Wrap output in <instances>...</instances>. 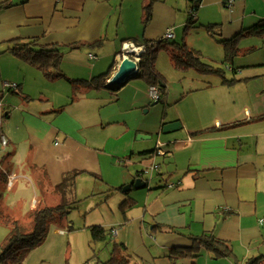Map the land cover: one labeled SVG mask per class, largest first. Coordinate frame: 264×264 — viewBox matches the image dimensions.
Instances as JSON below:
<instances>
[{"label":"crops","instance_id":"1","mask_svg":"<svg viewBox=\"0 0 264 264\" xmlns=\"http://www.w3.org/2000/svg\"><path fill=\"white\" fill-rule=\"evenodd\" d=\"M149 2L0 0V133L6 141L0 215L29 232L35 208L62 200L69 213L104 208L101 225L90 226L105 230L96 242L112 239L101 264L115 247L127 264H264V34L239 39L231 58L221 43L264 20V0H233L231 6L200 0L196 8L191 0H154L145 22ZM207 26H215L217 35ZM167 30L174 34L168 42L185 43L220 74L179 71L169 58V69L186 75L171 72L179 81L172 89L171 78L155 65L165 84L161 109L147 104L140 70L115 87L70 82L109 69L111 78L124 43L151 44ZM33 39L39 46L60 45L65 78L48 80L9 50L11 41ZM153 170L159 171L154 183ZM63 179L64 197L56 189ZM136 179L146 185L134 189ZM8 233L0 219V248ZM202 235L226 243L231 256L205 249L171 255L189 250L190 238ZM46 238L21 264H60L41 255ZM89 251L97 258L94 246Z\"/></svg>","mask_w":264,"mask_h":264},{"label":"trees","instance_id":"2","mask_svg":"<svg viewBox=\"0 0 264 264\" xmlns=\"http://www.w3.org/2000/svg\"><path fill=\"white\" fill-rule=\"evenodd\" d=\"M154 0H150L145 10V22L151 17V3ZM193 7L196 8L200 0H191ZM193 22H189L184 32L187 33L192 28ZM215 26H207L205 30L211 36L217 35L214 31ZM264 34V20L258 22L254 27L249 30H244L238 36L234 37L229 41H221L225 48V57H232L236 53V46L239 39L250 37V36H261ZM38 40H14L10 43L12 46L9 50L22 62L36 68L42 75L48 80H54L58 78H65L64 75L59 71L61 64V52L59 51L60 45L53 44L50 46H39ZM152 47L146 48L145 52L140 56L139 62V78L143 80L148 87H156L159 91V98L156 103L161 102L165 96V84L164 79L155 68L156 54L160 49L165 50L170 58L172 66L179 71H186L193 69L202 74H220L217 69L212 68L204 64L198 52L187 47L185 43H176L168 41L151 42ZM69 48H76L78 44L67 45ZM104 73L100 76L94 77L89 81L77 80L70 81L73 85H80L83 87H103L107 80L110 78V72ZM122 85V84H120ZM118 85V86H120ZM17 89V88H16ZM154 153V151H153ZM66 182L63 179L61 186L56 189L60 191L64 197L66 194ZM57 190V191H58ZM58 191V192H59ZM71 207L66 204L65 201H61L59 204L49 207L35 208L30 214L31 219V230L25 232L21 227L18 226L17 221L7 215H0V219L9 226V233L5 239V242L0 248V264H21L26 253L33 248L39 246L45 240L49 225L52 222L65 218ZM71 229V228H70ZM90 232L92 234L93 241L104 239L105 230L100 227H91ZM192 242L189 250H178L175 249L171 253L172 256L178 257L179 255H185L187 251H198L199 249H205L212 251L216 256L229 257L232 252L229 246L216 239L212 235H202L199 237L190 238ZM103 264H127V260L120 254L119 250L115 247L111 258ZM245 264H250L249 262Z\"/></svg>","mask_w":264,"mask_h":264},{"label":"rangeland","instance_id":"3","mask_svg":"<svg viewBox=\"0 0 264 264\" xmlns=\"http://www.w3.org/2000/svg\"><path fill=\"white\" fill-rule=\"evenodd\" d=\"M156 56H157V59H155V65H157V67L161 69V71L166 73L169 79L171 78L169 82L172 85V89H175V88L177 89L179 87V81L177 79L178 78L180 79L182 78V76H186V75H182V73L177 72L176 70L171 71L172 69L171 70L169 69V66H170L169 65L170 64L169 55L165 50L160 49L157 52ZM171 72H175L174 74H178L176 76H179V77L174 79L171 75ZM189 73H193V71L191 70L189 71ZM132 81H133L132 79L131 81L128 80L129 84H132ZM54 94H55V91L51 90L52 96L50 97H53ZM154 102L156 101L151 100L150 97L148 96L147 104L153 105ZM184 102L185 103L187 102L186 104H188L190 102V99H186ZM163 106L164 105L160 104L159 102V103H155L153 105V108L157 107L161 109ZM175 107L177 109L180 108L179 105H176ZM137 110L143 118L147 117L148 114L145 113L147 109L141 110V108H138ZM149 115H151V113ZM0 136L5 139V136H2L1 133H0ZM3 150H4V147H1L0 151L3 152ZM2 152L0 154H2ZM2 155H0V160L2 158ZM159 163H160V160L158 159L156 161V164L158 165ZM160 166L161 167L159 170L163 171L162 173H164L165 164L163 163V161L161 162ZM158 172L157 171L155 172L154 170L151 172V174L149 175L150 182L153 180L152 183H154V180H156L157 178ZM82 194L83 193H81L80 195ZM27 204L28 203H26V206L24 207L25 210L23 212V215L29 211L28 209L29 205ZM103 216H104V208H100L98 213L97 212L92 213V211L85 210L84 208L80 210H72L66 216L65 219H62L60 221V225H57L55 223H52L50 225L48 235L46 238V243L43 247H40L41 249H39V250H42L43 252L41 255L47 257L48 259H51L52 262H58L60 264H101L102 261H105L109 256L110 246H112V239L110 236H108V242L106 245H104L102 242H96V241L92 242L91 241L92 234L90 232V226L101 225L99 223L100 221H102L101 219ZM58 227L65 229L66 233L59 235V236L54 235L53 230ZM70 227H72L73 230L72 231L70 230L68 232V229ZM115 229L120 230L122 228L116 226ZM93 246L96 249V251H99L97 252V258H91V253L89 251V248L92 249ZM37 247L33 248L32 250L36 249ZM32 250H30L29 252H31ZM29 252H27L26 254H28Z\"/></svg>","mask_w":264,"mask_h":264},{"label":"built area","instance_id":"4","mask_svg":"<svg viewBox=\"0 0 264 264\" xmlns=\"http://www.w3.org/2000/svg\"><path fill=\"white\" fill-rule=\"evenodd\" d=\"M225 2V5L227 6H231L233 0H224ZM174 38V34L171 30H167L162 39H160L159 41H168V40H171ZM158 43L155 42V44ZM149 46L152 47V44H148ZM149 46H145V45H142V46H135L133 45L132 43H124L121 47V52L119 54V61H121V59L123 58H129L131 59L135 64V69L132 71L135 75L137 72H138V64L140 62V56L142 53L145 52L146 48L149 47ZM91 58H94V57H91ZM4 86L10 90H15L17 88V85L16 84H10V83H4ZM148 96L150 97L151 100L153 101H157L158 98H159V91L156 87H149L148 89ZM0 145L1 147H4L6 145V141L4 138H2L0 136ZM8 185L10 186L11 185V182L8 181Z\"/></svg>","mask_w":264,"mask_h":264},{"label":"water","instance_id":"5","mask_svg":"<svg viewBox=\"0 0 264 264\" xmlns=\"http://www.w3.org/2000/svg\"><path fill=\"white\" fill-rule=\"evenodd\" d=\"M135 66L136 64L131 59H121V61L116 67L115 73L111 76L110 80L108 81V85L110 87H115L120 84H123L128 79V77L134 74L132 71L135 69ZM145 185V182H143L141 179H136L133 187L134 189H138L142 186L144 187ZM125 189L129 190L130 186H126V188H123V191Z\"/></svg>","mask_w":264,"mask_h":264},{"label":"bare ground","instance_id":"6","mask_svg":"<svg viewBox=\"0 0 264 264\" xmlns=\"http://www.w3.org/2000/svg\"><path fill=\"white\" fill-rule=\"evenodd\" d=\"M110 80V78L107 80V82ZM148 89H149V87H148Z\"/></svg>","mask_w":264,"mask_h":264}]
</instances>
